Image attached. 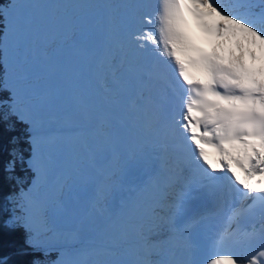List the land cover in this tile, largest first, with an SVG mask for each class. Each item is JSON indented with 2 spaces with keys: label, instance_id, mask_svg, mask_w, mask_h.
<instances>
[{
  "label": "snow or ice",
  "instance_id": "snow-or-ice-1",
  "mask_svg": "<svg viewBox=\"0 0 264 264\" xmlns=\"http://www.w3.org/2000/svg\"><path fill=\"white\" fill-rule=\"evenodd\" d=\"M25 6L17 0L0 2V35L15 38L16 56L0 75V121L5 130L15 132L22 125V133L11 137L19 145L27 143L28 149L14 147L12 159L6 171H13L19 161L34 175V186L27 192L21 189V207L25 208L23 226L31 230L33 209L41 216L44 204L38 198L39 186L50 176L64 172L74 162V155L62 139L89 135L93 137V156L103 159L124 143L128 132L119 127L121 119L119 95L138 91H151L156 85L167 86V71L174 77V87L179 90V115L170 114L168 130L183 134L192 153L194 165L204 172L208 179L223 178L233 190L259 205L264 221V0H242L226 7L220 0H157L152 15L144 17L150 28L131 34V40L120 46L119 53L105 49L104 56L111 61L120 56L124 70L121 73L123 87L117 93L102 101L86 88H81L74 97L82 113L95 108L100 112L103 132L99 139L96 133L74 130L68 122L59 123L60 117L53 114L51 122L59 123L67 132H49L47 151L43 145L41 129L43 115L53 112L63 103L59 89L50 83L40 82L34 68L25 55L26 37L33 30V23L22 10ZM126 11L121 14L114 28H127V10L141 7L138 4L118 5ZM151 46L156 57L165 62L161 69L151 60L137 55L129 56L136 49L146 50ZM15 118V123H10ZM147 143V140L144 141ZM24 151L29 155L25 157ZM238 172L240 174H238ZM242 174V175H241ZM106 187H101L98 197L106 198ZM167 205L149 206L140 217L137 236L144 258L132 264H162L148 258L158 247L156 238L169 233L181 239L187 250L196 246L192 228L196 218L184 222L185 201L171 205L174 212L165 214ZM240 215L234 213L229 224L217 238V245L235 240L254 249L246 264H264V229L253 231L237 238L231 231L232 221ZM20 217L9 221L14 225ZM78 229L62 233L59 243V258L51 264H66L63 259L65 248L81 241ZM26 243L45 256L55 246L47 241H37L29 236ZM2 264V262H0ZM35 264H40L39 261ZM112 264H128L116 261ZM186 264H195L187 261ZM206 264H245V260L234 253L213 252Z\"/></svg>",
  "mask_w": 264,
  "mask_h": 264
},
{
  "label": "bare ground",
  "instance_id": "bare-ground-1",
  "mask_svg": "<svg viewBox=\"0 0 264 264\" xmlns=\"http://www.w3.org/2000/svg\"><path fill=\"white\" fill-rule=\"evenodd\" d=\"M220 2L223 3L226 7L232 8L233 5L242 2V0H220ZM148 3L146 2V4ZM152 4L156 7L153 0ZM37 7H34L35 9L32 12V16H35L33 17V20H36L38 18L37 15L48 11L45 7H41L38 9ZM71 7V4L64 7L63 11L66 13L67 17L63 18V21H67V24H65V26L62 28V38L60 42H58V45L55 48L51 49L46 56L42 54L43 51L40 49L37 52L38 57H34V59L37 60L32 67L34 68L39 80L41 78L44 79L45 82L55 85L59 89V92L63 97V103L54 110V113L49 112L43 115V119L45 121L44 125H47L49 122H51L50 117L55 114L60 117L59 123H63L66 121L73 126V129L77 128L78 126H85L87 128H90L86 129V133L95 132L96 134L101 135L104 129L100 123V112L95 108H92L86 114L82 113L80 111L79 105L75 102L74 97L81 88H86L89 92L94 94L96 92L95 97L101 101L103 100L102 93L104 92V90H111L112 93L118 92L116 91V89L123 84V81L121 80V74H118L120 71L122 73L120 56L116 55V57L111 59V65H108V62L105 61L107 58L104 56V51L107 48L110 50L115 47L116 41L114 40V38L117 41L121 40L123 42L126 39H131L130 31H137L138 20L135 16H128L126 29L121 30L118 28H112L111 31L108 25V21L110 18H112V16L110 17L107 8H103L99 12L98 9L100 7V3L96 0H83L78 7V14L75 16H73L74 13L70 9ZM148 7V12H146L145 16H148L149 14L152 15L155 11L153 6ZM37 10L39 11L37 12ZM133 10L134 9L130 10V12L133 13ZM46 15V18H48L46 20V24L33 22L37 26L36 30L38 32V37L34 40L33 47L35 46V44H38L42 48L47 43L49 45V40L51 39V36H53V29L50 30V26L52 25V14L49 15L47 12L44 17ZM94 15H97L96 19H94ZM140 18H142V20L144 21L143 15ZM80 20L86 22L84 25V30L86 31L83 30V28L81 27L82 25H79L80 23L78 22ZM104 21L107 22L104 23ZM90 23H92L93 26ZM104 26L106 27V29L103 28ZM148 26L149 28L151 27V25ZM28 40L30 39L27 38L26 42ZM123 44H125V42ZM31 45L32 44L28 45L27 49H29ZM146 50H151L152 52L151 46H148ZM139 51V49H136L134 53L138 54ZM142 53H144V51ZM147 59H149V57ZM156 59V63L162 62V64L160 63L159 67L161 69H164L165 62L160 60L159 57H157ZM101 70H103L104 72H100ZM107 71L110 72L108 73ZM110 73H112L111 76L108 75ZM103 74H105L104 77ZM116 74H118L119 76V79L117 80L115 78ZM107 77L112 79L113 84H117L119 82L118 85L113 87L112 89L108 85H104ZM172 78L174 79L173 76ZM107 81L108 82L106 84H111V80ZM169 84L172 91V84L168 81L167 85L169 86ZM154 88H157V85ZM141 92L142 91H140L138 98H136L140 102V104L142 103L141 100H143V96L149 91H145L142 93ZM172 93L175 94L177 98H179L180 93L178 89L176 92L172 91ZM97 94L98 96H96ZM163 94L165 95V93ZM134 95L135 93L123 94L118 96L120 100L119 113L121 117L119 121V127L122 130L129 132L125 142H128L130 138H132L130 135L133 134L135 130L137 131L134 136H139V138H134L131 141L130 147H123L120 150L116 146V148L112 152L105 153L103 159H97L93 156V142H91L92 139L90 140L86 135L85 137L82 136L71 138V144H69V140H65V143H63L64 146H66V150H69L70 146V151L74 155V162L68 167L69 171L67 172V169L65 171L66 174H69L70 177V184H67V189L69 190V192L66 195V201L61 202L57 197L54 200L55 203H59V207L51 209L52 219L49 222V228H44L43 224H45L46 222H42V220H39V218L35 217L36 208L33 209V217L36 218L37 221H33L32 223H34L35 226L38 227L42 234L47 229L63 226L64 222L67 221V227H63L64 229H61L62 231H59L60 233L58 232L60 235H62V233L65 232L66 229H78L82 235L81 240L87 242L89 241L90 237H92L89 236V234L91 232L94 233L95 231H97L95 232L96 235L93 236L91 241V244L97 247V249H91V251H95V254L97 252L102 253L104 252L103 250H105V253L107 255L118 258V251H120L122 255H128L127 252L131 251V253H133L139 260L143 259L144 253H141L140 255V252L142 250H140V248H135L140 245L136 231L134 232V230L132 229V234H129V229H125V227L123 226L131 224L130 226L137 228L138 232L140 217L148 211L149 206L158 205V199L161 198L165 193H168L167 197L170 198L169 200L171 202L173 200L171 198L173 196L179 195L183 191L185 185L189 184L190 180L192 179L193 173L201 172V170L195 165L194 167H189V165L186 164L187 168L185 167L186 170L184 171L177 163H173L170 165L169 160H163L162 164H160V168H158L157 170H153L152 168L148 167L139 175L137 174L131 176L130 174H128V172L126 174L124 168L134 160L135 156L138 155L142 148L147 146V144L151 143L154 145L155 143L157 145L161 143L164 151H173L175 149L171 147L168 149L163 138L168 136L173 138L172 141H175L174 134L168 130L167 124L159 129V131L162 132L163 136L160 132H158V130H155V132L153 133L154 135H152V132L149 133V131H144L139 127V125L142 124L143 121V118L141 116L135 117L134 112H130L129 114L127 105H129V109L132 108L131 100H134ZM163 99L165 102L166 95ZM175 102H178L179 105V100ZM168 103L169 101L164 103V108ZM159 109L160 108L158 106L156 113H159ZM173 113L174 111L167 112L166 110H164L162 112V115L165 118H168L170 114ZM131 116H134L135 118L133 119V117ZM123 120L125 121L123 122ZM54 123L56 124V126L57 124H59L57 122ZM159 135L160 137L158 139ZM154 136L156 137V139L154 138ZM182 136L183 134L180 133L178 138L182 139ZM99 138L100 137L96 136V139ZM145 140H147V143H144ZM182 140L185 142L184 139ZM140 141L142 142L141 144ZM180 146L183 147L182 149H180V151L189 152L186 160L193 161L192 153L189 151L187 144L184 143ZM179 159L181 161H184L183 157L179 156ZM165 163L169 165H166ZM108 168L110 174L105 175V172L106 170H108ZM176 168L179 169L177 174L175 173ZM111 172H113L114 176L117 173L119 175V178L112 176ZM58 174L59 173H56L50 176L47 179V182L51 181ZM107 176V180L104 182V184H102ZM112 180L115 181V183L114 185L107 188L109 190H107L108 195L106 196V198H104L101 203L97 200L94 201L96 195L98 196L99 189L103 185L106 187V185L109 184ZM158 183L162 185H157ZM46 186L48 187L47 183ZM161 187H165V191H161ZM193 203V207H189L187 210H185L182 219L184 222H189L193 218H196L198 220V223L193 226L191 233L195 238L196 246L193 250H187L184 248L181 239L178 237H174L176 241L173 240V242L178 246L177 250L181 249V251L178 252L176 250L173 253L172 256L174 257V260H169L170 257L167 258V256L161 257L163 263L165 262V264H186L187 261H194L195 264H206L205 248L203 251L202 245L204 243L206 245L207 242L211 239V236L220 229L217 201H201L200 199H197ZM164 205H167V207L165 208V213L167 215H170L172 212H174V208L170 207L168 201ZM96 210H98V212H96ZM87 213H90L91 216L85 220L84 217ZM125 217L127 219H124ZM211 218H216L217 221L212 222L214 220H211ZM116 219H123L122 227L124 229L120 227ZM84 222L86 223L82 224ZM33 229L36 230L35 228ZM103 229L106 238L111 239L110 241L103 240L105 236H103L102 234L98 235V233ZM35 233L37 234L36 236L39 237L40 234L38 230H36ZM107 235H110V237H107ZM95 238L98 241H96ZM160 241L161 239L157 242L160 243ZM107 242H109V244H106ZM102 247H104V249H102ZM154 251L156 250L154 249ZM148 258L152 260V256H148ZM166 259L169 261H166Z\"/></svg>",
  "mask_w": 264,
  "mask_h": 264
},
{
  "label": "rangeland",
  "instance_id": "rangeland-1",
  "mask_svg": "<svg viewBox=\"0 0 264 264\" xmlns=\"http://www.w3.org/2000/svg\"><path fill=\"white\" fill-rule=\"evenodd\" d=\"M82 1L83 0H17L18 3H20L23 6H25L22 10L27 14L28 18L32 21V23L33 22H35V23H39L40 22L41 24H46V20L48 18H46L47 15L45 17H44V15L47 12H48L49 15L52 14V19H51L52 25L50 26V30L53 29V36H51V39L49 40V45L47 43L42 48L38 44H35V46L33 47L34 40L38 37V32L36 30L37 29V26L34 23H33L34 27H33V30L31 32V34H29L26 37V39L28 38L30 40H28L25 43V55H26V57H27V59L29 61V64L31 66H33L35 64V62H36L37 59H34V57L35 58L38 57L37 56L38 55L37 52L40 49L43 51L42 54L44 56H46L49 53V51L51 49L55 48L58 45V42H60V40L62 38V35H61L62 34V28L65 26V24H67V21H63V18L67 17L66 16V13L63 11L64 10V7H66V5H70L71 4L72 7L70 9L74 13L73 16H75V15L78 14V7L82 3ZM96 1L100 3V7L98 9L99 12L103 8H107V10L109 11L110 17L112 16V18H110L111 21H110V19L108 21L109 22L108 25H109L111 31H112V28L113 29H116V28L113 27V25L119 23L120 18H121V14L126 11L122 7H115V6H118V5H130V4H138V5H141V7L135 8L132 11L133 13L130 12V10H132V9H129V11L127 10V17L128 16H131V17L132 16H135L137 18V20H138V24L139 25L137 24L138 27H137V31L136 32H138L140 30L143 31L144 29H148L149 28L148 24L145 23L142 20V18H140V17L143 15V19H144L145 15H146V12H148L147 11L148 8H149L148 6H153L154 9L156 8L152 4V0H103V1L96 0ZM146 2L147 3L149 2V3L146 4ZM153 2L155 3V5L157 4V0H153ZM8 3H9V0H6L5 1V4H8ZM86 6H88V5H86ZM34 7H37V9L38 8H41V7H45L48 11L47 12H43L44 14L41 13L40 15H37L38 18L36 20H33V17H35V16H32L33 15L32 12L35 9ZM39 10H37V12ZM96 16L97 15H94V19L97 18ZM131 19H133V18H131ZM105 22H107V21H104V23ZM78 23H80L79 25H82L81 27L84 30V27H85L84 25H85L86 22L80 20ZM90 24H92V23H90ZM79 25H78V27H79ZM92 26H93V24H92ZM74 28H76V27H74ZM74 28H72V29H74ZM103 28L106 29L105 26ZM54 29H55V31H54ZM56 30H58V31H56ZM84 31H86V30H84ZM134 32H135V30H131L130 31V35L132 33H134ZM117 39H119V38H117ZM114 40L116 41L115 47L113 49H110V50L112 52L119 53L120 46L124 42L126 43V42L130 41L131 39H126L124 42L121 41V40L120 41H117L115 38H114ZM30 44H32V45L30 46V48L28 47L29 49H27V46L30 45ZM0 51H1V63H2V67H3V69H5V68H7L8 63L11 62V61H13L15 59V56H16V41H15V38H13L11 36H8V35H1V37H0ZM143 51H144V53H142ZM139 52H138V54H135L134 52H132V53L129 54V56H131V55H137L139 57H143L145 55V53L147 52V50L146 51L145 50H140ZM105 61L108 62V65H111V62L108 59H106ZM160 63L162 64V62H158V63H156V65L157 66H160ZM121 65H122L121 70L123 72L124 65L123 64H121ZM119 68H120V66H119ZM100 72H104V71L101 70ZM169 72H170V70L167 71V74ZM118 74H121V71ZM118 74L115 75L116 80L119 79ZM104 75L105 74H103V77H104ZM108 75L111 76L112 73H110ZM107 80H111V82H110L111 84H106L108 82ZM107 80L104 82V85H108L109 87H111V89L113 87L117 86L118 83H119L118 82L117 84H115V83L113 84L112 79L109 78V77H107ZM40 82H45V80L40 78ZM120 86L117 89L115 88L116 91L119 92V90L123 87V84L120 85ZM159 88L161 89V87H159ZM95 94H96V92H95ZM112 94L113 93H112L111 90H104V92L102 93L103 99L105 97L111 96ZM96 96H98V94ZM136 98H138V97H135V100L131 102V107L132 108L129 109V105H128L127 109L132 110V111H139V112H142L143 114L146 113L147 116L145 118V121H143V124H142L141 127L143 129H146V130L151 131L154 128V126H155L154 116H155V112L157 111V108L158 107H156V106L153 105L152 98L150 97V92L148 94H146V95L143 96L142 107L139 106V102H138V100ZM133 102H134V104H133ZM124 121L125 120H123V122ZM53 123L54 122H49L47 125H44L43 128L41 129V135H42V137L44 138V141H45L43 147H44V149L46 151H47V148H48L47 140H48L49 132L55 131V130H60L61 132H67V131H69V128H60L59 127V124H57V126H56V124L54 123V125H53ZM121 124H122V121H121ZM86 129H90V128H87L85 126H78L77 128H74V130H82L84 132H87ZM135 129H137V128H135ZM136 131L137 130H135L133 132V134L130 135L132 138H130V140L128 142H124V143L118 145L117 146L118 149L121 150L123 147H127V146L130 147L131 141L134 138H139V136H134V134L136 133ZM152 131H154V129ZM88 133H91V132H88ZM86 136L90 140L92 139L91 142H93V138H90L91 136H89V135H86ZM96 136L97 137H100L101 135L100 134H96ZM72 138H74V137H72ZM154 138H155V136H154ZM60 143H61V145H64L63 143H65V139H62L60 141ZM141 143L142 142L140 141V144ZM69 144H71L70 141H69ZM169 144H170V142H169ZM111 162H110V164H111ZM110 164H109V167H110ZM65 171L59 173L58 175H56L49 182H47V180H46L45 182L41 183L40 186H39L38 198L44 204L45 211H44L43 217H42L41 214H40V211L36 208L35 217L39 218V220H42V222H46L45 224H43L44 228H49L50 227L49 222L52 219V214H51L52 211H51V209H54V208H58L59 207V203H55L54 202V200L56 199V197L59 198L61 202L62 201H66L65 198H67L66 195L69 192V190L67 189V186L70 184L69 183L70 177H69V174H66ZM68 171H69V168H67V172ZM106 172H105V175H107V174L109 175L110 174L109 168H108V170H106ZM33 175H34V173H33ZM111 175L114 176L113 175V172H111ZM114 177L119 178V175L116 173ZM107 178H108V176L104 179V181L102 182V184H104V182L107 180ZM34 179H35V175L33 176L32 180L30 181L29 186L24 190L25 192H27L30 187H33L34 186V184H33ZM46 183H47L48 187L46 186ZM114 183H115V181L112 180L109 184L106 185V188H109L110 186L114 185ZM83 187H85V186H83ZM102 187H105V186L103 185ZM107 190H109V189H107ZM96 197H95L96 199L94 198V201L97 200V201H100V203L103 201V199L99 198L97 195H96ZM167 201H168V203H169L170 206L173 205L172 202H170L169 199H167ZM167 201H165V202L167 203ZM21 203H23V201L21 200V193H20L19 194V210H20V213H21L22 226H23V217L26 215V212H25V208H23V207L20 206ZM103 204H102V206H103ZM94 209H96V208H94ZM96 212H98V210H96ZM90 216H91V214L90 213H87L85 215V217L84 216L83 217L86 220ZM32 218H33L32 219V222L33 221H37L36 218H34V217H32ZM124 219H127V218L125 217ZM116 220L118 221V223H119V225H120L121 228L125 227V229H129V231H130L129 234H132V232H133V231H131L132 229L134 230V232L136 231V233H137V228H134V227L130 226L131 224L124 225L123 226V224H122L123 223V221H122L123 219H116ZM85 223L86 222H84L82 224H85ZM65 226L67 227V221L64 222V225L63 226H59V227H56V228L47 229L43 233L44 235L38 229V227L35 226L34 223H32L31 230L26 229L24 226L23 227L29 233V236L30 235L31 236H34L37 241H41V242L47 241L49 244L55 246L54 250L51 251V252H49V254H54L55 255V256H53V259L48 262V264H51V261H53L54 259L59 258L60 253H59V251L57 249H59V243L58 242L61 240V237H62V235L59 234L60 233L59 231H62L64 229L63 227H65ZM33 228H35L36 230H38V232L40 234L39 237L36 236L37 235L35 233L36 230H34ZM67 230H69V229H66V231ZM103 231H104V229L101 232H99L98 235H101L102 234L103 236H105L103 238V240L110 241L111 239L106 238V235H105V233ZM95 232H97V231H95ZM95 232L94 233L91 232L89 234V236H92V237H90L89 241L84 242L83 240H81V241H79V242H77L75 244H72L70 246H67L65 248V254L63 256V259L66 262V264H112V262H116V261H125V262H128V264H132V262H135V261H138L139 260L133 253H131V251L130 252H127L128 255H122L121 252L118 251L119 252V257L118 258L113 257L111 255H107L105 253V250H103L104 252H102V253H100V252L98 253L97 252L95 254L94 253L95 251H91L92 248L97 249V247H95L94 245L91 244V241H92L93 236L96 235ZM91 234H93V235H91ZM108 236L110 237V235H107V237ZM126 237H128V236H126ZM122 239H123V237H122ZM160 239H161L160 243L157 242L158 243V247L155 249L156 251L153 250L149 254V256H152V260H154V261H160V262H162V264H165V262L163 263V260L161 259V257H166L167 256V258L170 257L169 260L170 259L174 260V257L172 255L177 250L178 246L173 242V240H175V239L169 233H161L156 238V240L158 241ZM95 240L98 241L96 238H95ZM106 244H109V242H107ZM135 248H140V250H141L140 245L137 246V247H135ZM102 249H104V247H102ZM177 251L179 252V251H181V249H178ZM141 253L143 254V251L140 252V255H141ZM42 256L44 257L45 255L42 253ZM44 260H46V257H44ZM169 260L166 259V261H169Z\"/></svg>",
  "mask_w": 264,
  "mask_h": 264
},
{
  "label": "trees",
  "instance_id": "trees-1",
  "mask_svg": "<svg viewBox=\"0 0 264 264\" xmlns=\"http://www.w3.org/2000/svg\"><path fill=\"white\" fill-rule=\"evenodd\" d=\"M6 0H4L5 3ZM2 2V0H0ZM1 37V35H0ZM0 75H3L0 51ZM10 123H15L12 118ZM22 125H17L15 132L5 130V124L0 121V262L2 264H48L53 259L54 254H48L46 260L40 251L30 247L26 240L29 233L22 226V217L19 210V194L21 189H26L33 178V172L27 169L19 161L15 169L6 171L8 162L12 159L10 155L14 147L28 149L27 143L21 142L15 145L11 142V137L22 133ZM25 157L29 155L24 151ZM14 217H20L14 225H10Z\"/></svg>",
  "mask_w": 264,
  "mask_h": 264
}]
</instances>
